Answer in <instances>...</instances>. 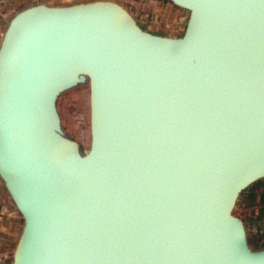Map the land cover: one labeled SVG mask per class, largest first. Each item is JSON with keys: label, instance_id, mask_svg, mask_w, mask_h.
<instances>
[{"label": "water", "instance_id": "95a60500", "mask_svg": "<svg viewBox=\"0 0 264 264\" xmlns=\"http://www.w3.org/2000/svg\"><path fill=\"white\" fill-rule=\"evenodd\" d=\"M178 36L113 0L34 3L0 36L11 264H264L237 211L264 180V0H163ZM87 88L89 140L59 102Z\"/></svg>", "mask_w": 264, "mask_h": 264}, {"label": "crops", "instance_id": "0c3cea01", "mask_svg": "<svg viewBox=\"0 0 264 264\" xmlns=\"http://www.w3.org/2000/svg\"><path fill=\"white\" fill-rule=\"evenodd\" d=\"M89 0H0V36L9 17L17 10L34 3H45L49 5H68L85 2ZM163 9L171 13L169 23L174 24L173 29L148 28L146 19L140 11L133 10L129 13L146 30L154 33L165 34L167 36H178L182 29L180 28L183 17L185 23V14L163 3ZM140 12V13H139ZM237 211L243 219L249 236L250 245L253 249L264 248V180H261L246 189L240 196ZM22 229V220L17 209L8 196L2 181L0 180V264H11L15 243Z\"/></svg>", "mask_w": 264, "mask_h": 264}, {"label": "rangeland", "instance_id": "374dc122", "mask_svg": "<svg viewBox=\"0 0 264 264\" xmlns=\"http://www.w3.org/2000/svg\"><path fill=\"white\" fill-rule=\"evenodd\" d=\"M124 6L125 8L133 11L134 9L140 11L139 13L144 16L148 24V28L158 29V25H161V29H169L176 32L173 29L174 24L169 23L168 11L163 9V0H113ZM183 15L186 14L182 12ZM171 21V20H170ZM184 25V19L182 17L180 28ZM59 109L63 118V123L66 132L73 136L76 140L83 143H87L89 140V103H88V91L87 88L66 93L59 102Z\"/></svg>", "mask_w": 264, "mask_h": 264}]
</instances>
